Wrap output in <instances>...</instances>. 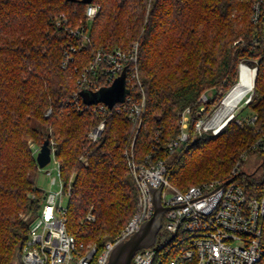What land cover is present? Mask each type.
<instances>
[{"label": "trees", "instance_id": "1", "mask_svg": "<svg viewBox=\"0 0 264 264\" xmlns=\"http://www.w3.org/2000/svg\"><path fill=\"white\" fill-rule=\"evenodd\" d=\"M93 1L101 10L90 26L91 43L64 68L71 36L55 19L65 12L71 25L86 23L85 3L0 0V264L17 262L44 197L45 190L35 182L39 166L29 140L41 146L49 139L53 146L49 128L62 177L66 183L73 177L67 226L80 241L102 247L133 216L138 189L124 155L133 142L142 158L157 137L156 157L166 160L167 177L179 189L228 179L239 162L232 180L250 196L264 193V154L253 148L264 136V28L252 21L253 0ZM135 40L146 94L143 127L134 140L129 118L115 113L91 144L87 133L100 118L67 107L77 75L90 62L92 47L130 49ZM244 62L258 66L247 102L257 114L255 123L239 124L236 114L217 134L204 132L168 152L166 143L180 131L181 112L190 108L189 130L195 136L196 121L207 119L238 83ZM252 154L259 161L246 169ZM90 210L96 219L86 222ZM169 238L160 230L156 241Z\"/></svg>", "mask_w": 264, "mask_h": 264}, {"label": "built area", "instance_id": "2", "mask_svg": "<svg viewBox=\"0 0 264 264\" xmlns=\"http://www.w3.org/2000/svg\"><path fill=\"white\" fill-rule=\"evenodd\" d=\"M100 10L101 5L93 0L85 3L86 23L77 26L71 25L65 12L56 17L57 27L68 31L71 36L62 60L64 68L72 64L78 49L91 43L90 26ZM251 18L255 24L264 28V0H253ZM138 59V40L133 42L130 49L120 46L112 49L92 47L90 62L79 71L76 88L67 101L71 111H90L100 118L87 133L91 144L99 140L106 128L107 119L115 113L125 114L129 118L134 140L138 137L146 107ZM124 70L129 92L123 101L113 106L103 101H84L82 90L96 91L110 86ZM206 98L203 94L202 99ZM189 112V107L181 112L178 122L180 131L166 143L170 153L178 151L185 143H193L204 132L217 134L226 125L225 122L219 127L211 125L214 114L211 119L196 121V135L193 136L189 130ZM256 119L257 114L254 113L246 122L254 124ZM243 122L239 120V123ZM51 147L50 162L53 161L54 166L47 172H55L51 183L59 187L56 190H45L40 207L31 219L29 237L21 250L22 264H107L115 245L128 238L153 216V189L160 186L161 202L166 207L162 227H165L170 239L159 243L156 241L149 247L138 249L133 256V264H264V193L250 196L237 181L232 180L231 177L239 169V162L228 179H212L182 190L169 181L166 160L156 157L157 137L153 138L151 150L142 158L137 156L133 142L125 149L124 155L138 189L137 207L120 233L114 239L106 240L100 247L96 242L78 240L68 230V205L64 204V199L71 196L73 177L68 183L63 179L61 163L55 155L56 147ZM253 148L264 154V136L256 140ZM81 159L88 164L85 155ZM32 196L35 197V194ZM95 219L92 210L84 217L86 222ZM170 252L175 254L168 260Z\"/></svg>", "mask_w": 264, "mask_h": 264}, {"label": "water", "instance_id": "3", "mask_svg": "<svg viewBox=\"0 0 264 264\" xmlns=\"http://www.w3.org/2000/svg\"><path fill=\"white\" fill-rule=\"evenodd\" d=\"M81 1L83 3H88L92 0ZM242 64L243 63L240 64V78ZM257 71L258 66H255L253 87L255 85ZM128 92L129 88L126 86V71L124 70L123 73L110 86H104L96 91L84 89L81 91V94L84 101L87 103H97L103 101L109 106H113L115 103L123 101ZM241 97H243V95ZM250 97L251 94L248 96V99ZM234 115L235 114L232 113L225 121V124H227L234 117ZM51 153L52 147L50 146V140L46 139L40 146V149L36 155V160L40 168H44L50 162ZM161 190V186L153 189L155 204V212L153 216L150 219L144 221L141 227L132 233L128 238L121 240L115 245L111 251L107 264H133L132 259L138 249L149 247L156 242L157 235L163 225V213L166 209V207L163 206L161 202ZM15 264H22L21 252L18 253V260Z\"/></svg>", "mask_w": 264, "mask_h": 264}, {"label": "rangeland", "instance_id": "4", "mask_svg": "<svg viewBox=\"0 0 264 264\" xmlns=\"http://www.w3.org/2000/svg\"><path fill=\"white\" fill-rule=\"evenodd\" d=\"M135 41H137V40H135ZM134 41V42H135ZM139 41V40H138ZM236 42H238V41H235V43ZM244 65L246 64H248V63H243ZM242 64V65H243ZM251 64L252 65H254V66H251ZM251 64H249L250 65V67H252V68H255V66H257V64H256V62H251ZM248 65V66H249ZM240 74V73H239ZM239 79H240V76H239ZM240 81V80H239ZM238 81V82H239ZM236 85V84H235ZM231 91V90H230ZM229 91V92H230ZM228 92V93H229ZM227 93V94H228ZM226 94V95H227ZM251 94V97L250 98H252V95H253V88H252V90H250L247 94H246V96L243 98V101H241V103L239 104V106H237L236 108H235V110L233 111V113L236 115L237 114V119H236V121L239 123V120H241V121H244V122H246V120L251 116V115H253L254 114V110L252 109V107L251 106H249V105H247V102L248 101H250V98L248 99V97L247 96H249ZM225 95V96H226ZM224 96V97H225ZM223 97V98H224ZM247 98V99H246ZM223 100V99H222ZM222 104H223V102H221V103H219V105L217 106V108H216V110L207 118V119H211L212 117H213V115L217 112V110L218 109H220L221 108V106H222ZM49 110L50 109H48L47 110V112H48V114H50V112H49ZM47 112H46V114H47ZM243 122V123H244ZM239 124H241V123H239ZM49 132H50V134H51V136H52V142H53V145L56 147V145H55V143H56V140H55V135H54V133H53V131H52V129L51 128H49ZM209 133H212V134H214L212 131H208ZM29 145H30V147L32 148V150H33V153H34V155L36 156V154H37V151H38V149L40 148V145L38 144V143H36L35 141H33L32 139H30L29 140ZM258 161H259V155L258 154H252L250 157H248L247 159H246V165H245V168L246 169H254L255 168V166H256V164L258 163ZM54 166V163H53V161L52 162H50L46 167H44V168H42V169H40L39 168V171H38V174L35 176V182H36V185L38 186V187H41V188H43L44 190H56V189H58V185H53L52 183H51V178L55 175V172H53L52 174H50V173H48L47 172V170L48 169H50L51 167H53ZM138 197H139V193H138ZM68 203H69V198H66L65 197V199H64V204H66V205H68ZM137 203H138V199H137ZM137 203H136V207H137ZM136 210V209H135ZM26 216H29V214H27ZM33 217V216H32ZM161 230H162V233H167V231H166V229H165V227L163 226L162 228H161ZM170 237V236H169ZM170 239V238H169ZM167 239H165V240H163V241H166ZM175 242V241H174Z\"/></svg>", "mask_w": 264, "mask_h": 264}, {"label": "bare ground", "instance_id": "5", "mask_svg": "<svg viewBox=\"0 0 264 264\" xmlns=\"http://www.w3.org/2000/svg\"><path fill=\"white\" fill-rule=\"evenodd\" d=\"M249 64H243L241 67L240 81L231 89V91L224 97L223 104L217 110L210 124L216 127L221 126L227 118L233 113L235 108L239 106L246 94L252 90L255 78V68L250 67ZM243 95V97H241Z\"/></svg>", "mask_w": 264, "mask_h": 264}]
</instances>
